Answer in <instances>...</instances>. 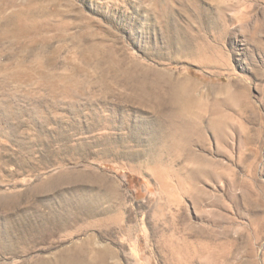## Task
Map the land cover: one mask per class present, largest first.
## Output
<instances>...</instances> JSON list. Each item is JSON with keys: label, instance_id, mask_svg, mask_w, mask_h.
<instances>
[{"label": "rangeland", "instance_id": "1", "mask_svg": "<svg viewBox=\"0 0 264 264\" xmlns=\"http://www.w3.org/2000/svg\"><path fill=\"white\" fill-rule=\"evenodd\" d=\"M0 264H264V0H0Z\"/></svg>", "mask_w": 264, "mask_h": 264}]
</instances>
